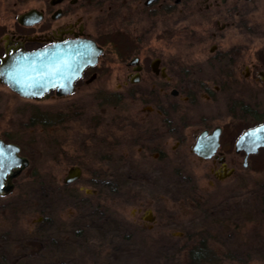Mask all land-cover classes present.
<instances>
[{
    "label": "flooded vegetation",
    "instance_id": "1",
    "mask_svg": "<svg viewBox=\"0 0 264 264\" xmlns=\"http://www.w3.org/2000/svg\"><path fill=\"white\" fill-rule=\"evenodd\" d=\"M92 44L100 50L97 60L84 67L72 88L55 86L38 98H27L5 80L7 64L23 54L50 50L56 60L68 63L76 47L90 49ZM96 82L119 85L116 102L130 101L132 112L113 120L105 113L89 119L85 114H53L54 163L68 170L63 177L50 173L52 185L71 188L86 174L87 185H105L106 161L126 147L130 152L120 159L132 162V184L138 182L140 165L159 163L165 173L166 160L172 158L168 138L176 139L173 153L179 159L187 138H195L189 154L212 162L217 181L227 179L235 174L237 159L243 157L244 166L246 158L235 148L246 130L233 144L223 143V137H232L235 107L241 104L235 89L247 85L240 90L248 97L250 87L264 85V0H0V107L6 99L15 105L13 112L10 104L0 109V142L17 148V157L29 161L7 174L14 187L0 198L21 193L27 183L38 184L45 175L46 170L32 166L34 155L27 152L39 143L27 141V100H65L73 108L72 96ZM96 99L106 104L104 92L99 91ZM216 133L220 146L211 157L194 152L201 135ZM98 153L101 156L96 157ZM76 170L78 177L67 183ZM78 190L74 198L85 206H93L91 199L102 196L96 188ZM141 219L148 230L159 223L149 207Z\"/></svg>",
    "mask_w": 264,
    "mask_h": 264
},
{
    "label": "rangeland",
    "instance_id": "2",
    "mask_svg": "<svg viewBox=\"0 0 264 264\" xmlns=\"http://www.w3.org/2000/svg\"><path fill=\"white\" fill-rule=\"evenodd\" d=\"M118 87L96 82L83 88L72 96L73 108L65 100H27V141L39 142L27 152L34 155L32 166L46 171L40 183H27L21 193L17 190L11 197L0 198V264H189L190 252L202 241L209 259L196 264H264L263 149L251 155L245 167L243 157L237 159L235 174L217 181L212 162L189 154L188 146H193L195 138H187L180 159L173 153L176 139L168 138L172 158L166 160L165 173L159 163L143 164L138 167V182L132 184V162L120 159L130 152L126 147L108 155L112 159L106 161L105 185H87L89 174L71 188L51 184L50 173L63 177L68 170L54 163L56 133L51 116L85 114L89 119L105 113L113 120L116 115L130 114V101L116 102ZM250 88L248 97L235 89L238 95L234 97L241 104L235 107L232 137H223L224 145L264 123V85ZM99 91L104 92V106L96 99ZM11 101L6 99L0 109L10 104L13 112ZM32 119L38 120L33 123ZM93 154H89L92 159ZM31 173L28 170L27 178ZM79 188L89 192L96 188L102 196L91 199L93 206H85L74 198ZM148 207L159 216L152 230L143 228L141 219Z\"/></svg>",
    "mask_w": 264,
    "mask_h": 264
},
{
    "label": "water",
    "instance_id": "3",
    "mask_svg": "<svg viewBox=\"0 0 264 264\" xmlns=\"http://www.w3.org/2000/svg\"><path fill=\"white\" fill-rule=\"evenodd\" d=\"M100 50L92 46L89 48L76 47L69 62L61 63L56 60L50 50L23 54L7 64L5 80L13 89L19 91L27 98H38L48 89L55 86H68L72 88L74 81L81 76L82 70L87 65L95 64ZM66 61V60H65ZM68 69V72H63ZM220 146V138L216 133L206 137L205 134L198 138L194 152L209 158ZM236 151L246 153L245 164L248 157L264 149V124L246 130L237 140ZM17 148L4 146L0 142V194H8L13 190V184L7 179V174L16 169L19 164L27 166L29 161L16 155ZM79 170L71 171L66 178L67 183L74 181Z\"/></svg>",
    "mask_w": 264,
    "mask_h": 264
},
{
    "label": "trees",
    "instance_id": "4",
    "mask_svg": "<svg viewBox=\"0 0 264 264\" xmlns=\"http://www.w3.org/2000/svg\"><path fill=\"white\" fill-rule=\"evenodd\" d=\"M201 245H204V241H202L200 245H198L199 247L197 246L190 252L189 254L190 263L189 264H196V263L203 262L209 259L208 256L210 255V253L207 252L205 247H201Z\"/></svg>",
    "mask_w": 264,
    "mask_h": 264
}]
</instances>
